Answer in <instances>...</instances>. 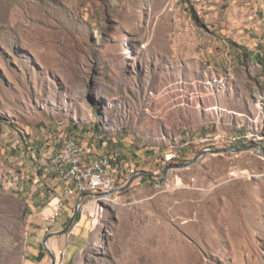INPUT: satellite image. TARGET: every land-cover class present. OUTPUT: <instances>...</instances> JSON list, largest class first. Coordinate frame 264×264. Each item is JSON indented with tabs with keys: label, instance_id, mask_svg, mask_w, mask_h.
Masks as SVG:
<instances>
[{
	"label": "rangeland",
	"instance_id": "rangeland-1",
	"mask_svg": "<svg viewBox=\"0 0 264 264\" xmlns=\"http://www.w3.org/2000/svg\"><path fill=\"white\" fill-rule=\"evenodd\" d=\"M245 51L264 54V0H0V264H51L76 199L46 227L45 162L67 135L121 168L117 198L87 195L48 239L55 264H264V68Z\"/></svg>",
	"mask_w": 264,
	"mask_h": 264
},
{
	"label": "built area",
	"instance_id": "built-area-1",
	"mask_svg": "<svg viewBox=\"0 0 264 264\" xmlns=\"http://www.w3.org/2000/svg\"><path fill=\"white\" fill-rule=\"evenodd\" d=\"M171 156L173 155H168L167 159ZM118 158L119 151L115 148L89 157L75 136L62 137L57 154L45 162L52 168L60 187V191L48 203L49 213L43 215L46 227H52L57 223L66 200L71 198L77 200L82 192H100V195H113L117 198L115 183L119 172H114V166Z\"/></svg>",
	"mask_w": 264,
	"mask_h": 264
},
{
	"label": "water",
	"instance_id": "water-1",
	"mask_svg": "<svg viewBox=\"0 0 264 264\" xmlns=\"http://www.w3.org/2000/svg\"><path fill=\"white\" fill-rule=\"evenodd\" d=\"M252 146L251 145H245V146H242V147H230V148H225V149H207V150H203L201 152H199L197 155H195L192 159H190L189 161H186L184 163H181V164H170V165H167L164 170H163V174H162V177L161 179L159 180H156L152 175H150L149 173L145 172V171H140L138 172L135 176L131 177L128 182L126 183V185H124L123 187H120L118 188V190H124L126 189L132 182L133 180L138 177V176H144V177H147L150 181H153L157 184H160L162 183L165 178H166V175H167V172L170 168L172 167H180V168H183V167H187L191 164H193L197 159H199L206 151H209L210 153H221V152H239V151H244V150H247L249 148H251ZM101 193L100 192H82L78 199L76 200V204H75V207H74V210H73V213L72 215L70 216L69 220H68V223L61 229H58V230H54V231H51L49 233H47L44 237V240H43V245L44 247L46 248V250L48 251V253L50 254V257H51V264H55V254L52 252V250L50 249L49 245H48V239L51 237V236H54V235H61V234H64L65 232H67L69 230V228L71 227L72 223H73V219L78 211V208L80 206V203H81V200L86 197L87 195H94V196H99Z\"/></svg>",
	"mask_w": 264,
	"mask_h": 264
},
{
	"label": "crops",
	"instance_id": "crops-1",
	"mask_svg": "<svg viewBox=\"0 0 264 264\" xmlns=\"http://www.w3.org/2000/svg\"><path fill=\"white\" fill-rule=\"evenodd\" d=\"M244 54H246L248 57H247V59H249V60H251V62H253V61H255L254 59H253V57H254V55H256V54H259V53H253L252 51H245V52H243ZM139 150H142V152H141V154H140V160L139 161H143L144 159H145V156H143L144 154H145V152H144V150L143 149H139ZM121 155V152L119 151V156ZM120 161V159L118 160V162ZM120 165H121V163L119 162V164L117 165V164H115V166H114V168H121L120 167ZM118 170H116V172H117ZM119 172V171H118ZM18 182V181H17ZM54 182H56V179H55V181ZM26 182H24V184H25ZM56 184H57V182H56ZM26 185H27V183H26ZM28 187H29V185H27ZM27 187V188H28ZM60 188V187H59ZM56 193H58L57 191H55ZM37 195V194H36ZM35 195V196H36ZM40 195V194H39ZM35 196H34V200L36 199L35 198ZM90 196H94V195H90ZM58 230V229H57ZM38 258H41V259H43L44 257H43V254L41 253V252H38L37 253V255L35 256V257H32L31 259H33V261H28V263L27 264H37L35 261L38 259Z\"/></svg>",
	"mask_w": 264,
	"mask_h": 264
},
{
	"label": "trees",
	"instance_id": "trees-1",
	"mask_svg": "<svg viewBox=\"0 0 264 264\" xmlns=\"http://www.w3.org/2000/svg\"><path fill=\"white\" fill-rule=\"evenodd\" d=\"M253 59L255 60V62L260 63L263 66V68H264V54H256V55H254ZM112 148H115L118 151H120L117 146H113ZM106 150H108V149H106ZM106 150H104V151H106ZM76 217H77V215H76Z\"/></svg>",
	"mask_w": 264,
	"mask_h": 264
},
{
	"label": "bare ground",
	"instance_id": "bare-ground-1",
	"mask_svg": "<svg viewBox=\"0 0 264 264\" xmlns=\"http://www.w3.org/2000/svg\"><path fill=\"white\" fill-rule=\"evenodd\" d=\"M101 196H104V197L107 196V197L111 198L112 195H99V197H101Z\"/></svg>",
	"mask_w": 264,
	"mask_h": 264
}]
</instances>
